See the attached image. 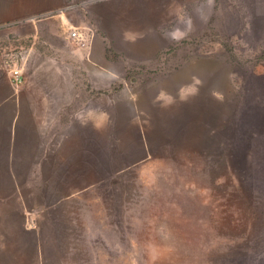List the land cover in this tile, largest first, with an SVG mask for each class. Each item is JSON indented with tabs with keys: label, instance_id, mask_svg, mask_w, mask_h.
I'll use <instances>...</instances> for the list:
<instances>
[{
	"label": "rangeland",
	"instance_id": "374dc122",
	"mask_svg": "<svg viewBox=\"0 0 264 264\" xmlns=\"http://www.w3.org/2000/svg\"><path fill=\"white\" fill-rule=\"evenodd\" d=\"M114 9L146 30L112 50L140 59L136 126L88 161L0 160V264H264V0ZM40 18L0 25V105L21 88L11 69L62 30Z\"/></svg>",
	"mask_w": 264,
	"mask_h": 264
},
{
	"label": "crops",
	"instance_id": "0c3cea01",
	"mask_svg": "<svg viewBox=\"0 0 264 264\" xmlns=\"http://www.w3.org/2000/svg\"><path fill=\"white\" fill-rule=\"evenodd\" d=\"M119 1L151 0H0V25L36 24L43 15L63 23L58 32L50 28L57 39L49 40V52L29 49L21 88L0 105V160L33 153L53 162L88 161L104 151L105 137H112L122 120L136 126L135 103L125 90L140 59L112 50L134 47L146 30L122 26L121 10L114 9ZM74 9L78 17L70 13ZM69 28L80 36L72 37Z\"/></svg>",
	"mask_w": 264,
	"mask_h": 264
},
{
	"label": "built area",
	"instance_id": "2783aa9c",
	"mask_svg": "<svg viewBox=\"0 0 264 264\" xmlns=\"http://www.w3.org/2000/svg\"><path fill=\"white\" fill-rule=\"evenodd\" d=\"M70 35L72 37H76V38L80 36L79 31H77V29H75V28L71 29ZM11 79H12V83L15 86H20L23 84L24 73H23L22 67L15 66L11 69Z\"/></svg>",
	"mask_w": 264,
	"mask_h": 264
}]
</instances>
